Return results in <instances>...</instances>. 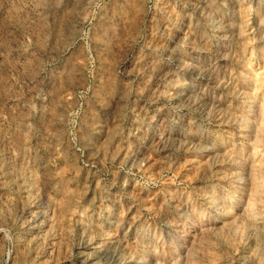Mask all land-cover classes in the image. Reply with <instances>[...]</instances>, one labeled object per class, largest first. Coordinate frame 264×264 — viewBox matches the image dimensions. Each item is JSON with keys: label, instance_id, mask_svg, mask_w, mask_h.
Instances as JSON below:
<instances>
[{"label": "rangeland", "instance_id": "obj_1", "mask_svg": "<svg viewBox=\"0 0 264 264\" xmlns=\"http://www.w3.org/2000/svg\"><path fill=\"white\" fill-rule=\"evenodd\" d=\"M84 263L264 264V0H0V264Z\"/></svg>", "mask_w": 264, "mask_h": 264}, {"label": "bare ground", "instance_id": "obj_2", "mask_svg": "<svg viewBox=\"0 0 264 264\" xmlns=\"http://www.w3.org/2000/svg\"><path fill=\"white\" fill-rule=\"evenodd\" d=\"M87 258H88V257H87ZM87 258H86V259H87ZM89 260H90V259H89ZM89 260H88V261H89ZM90 262H91V261H90ZM84 264H85V263H84ZM86 264H87V263H86Z\"/></svg>", "mask_w": 264, "mask_h": 264}]
</instances>
